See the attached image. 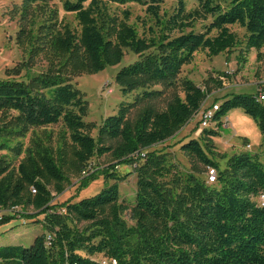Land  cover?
Instances as JSON below:
<instances>
[{
  "label": "trees",
  "instance_id": "16d2710c",
  "mask_svg": "<svg viewBox=\"0 0 264 264\" xmlns=\"http://www.w3.org/2000/svg\"><path fill=\"white\" fill-rule=\"evenodd\" d=\"M196 1V10L188 12L180 1L169 15L162 14L165 0H67L64 10L75 14L79 33L67 27L55 33L54 23L41 26L40 36L20 30L18 41L30 47L29 60L0 79V225L23 219L44 232L29 247L0 246V264H264V206L259 204L264 163L258 155L234 154L222 169L212 143L218 132L205 129L200 139L182 143V152L218 171L217 183L210 185L208 179L181 176L166 154L150 151L189 124L211 89L185 79L184 98L175 96L164 111L147 106L129 118L141 104L163 97L164 90L154 88L174 87L198 52L214 57L242 46L229 27L246 31V50L260 54L264 49V0H224L225 6L223 0ZM48 2L24 0L23 19L30 7ZM106 4L142 6L153 24H145L140 35L127 22L129 13L120 20ZM209 17L213 22L196 32L197 23ZM126 51L137 60L117 74L116 82L124 95L138 92L137 98L107 117L95 139V126L85 122L89 105L71 79L119 65ZM43 54L50 63L45 73L17 79ZM228 77L219 73L207 84L222 88ZM217 104L219 128L240 109L257 122L264 149V102L257 95H234ZM61 123L56 143L46 134L25 146L35 130ZM105 155L115 163L86 179L102 173L113 184L94 197L54 204L51 188L63 194L70 176L86 175L90 162ZM121 165L132 166L137 176L133 204L121 198L119 183L127 179L117 171ZM128 213L134 225L124 220Z\"/></svg>",
  "mask_w": 264,
  "mask_h": 264
},
{
  "label": "rangeland",
  "instance_id": "374dc122",
  "mask_svg": "<svg viewBox=\"0 0 264 264\" xmlns=\"http://www.w3.org/2000/svg\"><path fill=\"white\" fill-rule=\"evenodd\" d=\"M23 1L0 0L1 80L9 77L7 70H12L19 64L28 62L29 60L30 47L24 49L18 41L19 32L22 28L33 31L37 36H40L38 33L41 26L52 23L55 24L53 26L55 33L63 31L66 27L75 33H79L81 30L75 14L68 13L64 10V3L67 0H50L45 6L34 5L30 7V13L25 19H23ZM180 1L186 4L188 12L198 8L196 0H165L162 6V14H173L178 8ZM225 5L223 0V6ZM106 10L112 16H117L120 20H124L125 14L129 13L127 22L136 27L140 35H143L147 27L153 24L151 18L146 14V9L136 4L125 6L106 4ZM212 22V17H209L207 21H199L194 30L202 33L205 31V27H208ZM229 29L238 36L243 44L242 46H239L230 53H223L214 57H209L206 51L198 52L194 62L183 68L174 87L164 88L158 86L154 88L155 90H164L163 97L141 104L131 113L129 118L134 120L140 111L147 106H152L157 111H164L168 103L175 96L184 98L181 84L185 79L191 80L204 90L207 88L211 89V93L204 102L205 108H212L216 101L221 103L226 98L234 95H257L260 86L264 84V49L260 54L255 50H246L244 45L246 31L239 26H231ZM216 34V32H213L211 35L216 36ZM136 60L137 56L132 52L126 51L124 60L117 66L108 67L97 74H83L78 77H72V83L81 91L84 100L89 105L85 122L95 126L91 130V136L95 139L98 138L99 129L107 117L117 115L122 104L135 102L138 92L124 95L116 82V77L124 67L133 64ZM57 62L55 61L54 65ZM49 67V59L43 54L34 60L28 72L23 73L24 77L17 79L28 81L36 75L45 73ZM219 73L229 75L223 87L218 88L213 84L208 85L207 81L210 78H216ZM108 89H111L113 93L109 94ZM200 121V116H195L173 138L156 145L150 151L166 154L170 162L176 166V170L181 176L195 175L202 181L207 182L209 169L199 163L195 157L181 151L182 143H188L192 139H200V134L203 132ZM207 129L218 132V136L212 138V143L215 147L214 152L216 154L214 158L220 163L222 169L225 168L229 157L240 153L258 155L264 163V149L262 148L263 136L257 122L242 110L236 109L231 111L222 120V126L220 128L219 124L214 122ZM63 130L62 123L45 129H37L33 136L29 135L23 142L27 147L30 145L33 137L39 136L44 138V135L52 134L53 142L56 143L58 135ZM247 146H251V149H247ZM114 163L115 161H113L110 155L94 158L89 164L86 175H72L69 177V182L63 194L57 195L53 188H51L55 198L54 204L76 203L99 194L105 187L113 184V182L107 183L102 173H98L93 179L86 178L98 171L107 169ZM117 171L121 176L127 175L126 181L119 183L122 201L127 205L133 204L137 191V176L134 168L132 166L121 165ZM124 220L129 225H134L129 213L124 215ZM43 232L44 228L39 224L29 220L16 219L6 225H0V246L20 244L29 247L33 243L35 236Z\"/></svg>",
  "mask_w": 264,
  "mask_h": 264
},
{
  "label": "built area",
  "instance_id": "2783aa9c",
  "mask_svg": "<svg viewBox=\"0 0 264 264\" xmlns=\"http://www.w3.org/2000/svg\"><path fill=\"white\" fill-rule=\"evenodd\" d=\"M108 93L112 94L113 91L111 89H108ZM257 99L260 102H264V84H262L260 86V89L258 90L257 93ZM219 110V105H215L212 108H205L204 104L202 105L199 113L196 116H200L201 121H200V126L202 128V130L207 129L212 123H214V118L216 113ZM202 133V132H201ZM247 149H251V146H247ZM117 169H119V167H117ZM217 178H218V171L214 168H209L208 171V184L212 185L217 183ZM33 193H35V190L33 189L32 191ZM259 204L263 207L264 206V195H262L259 198ZM103 264H117V262L115 260L113 261H103Z\"/></svg>",
  "mask_w": 264,
  "mask_h": 264
}]
</instances>
